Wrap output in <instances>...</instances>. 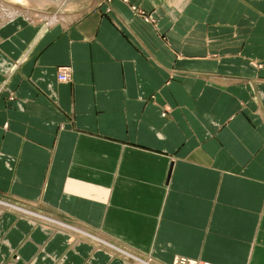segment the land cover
<instances>
[{
	"label": "crops",
	"instance_id": "obj_1",
	"mask_svg": "<svg viewBox=\"0 0 264 264\" xmlns=\"http://www.w3.org/2000/svg\"><path fill=\"white\" fill-rule=\"evenodd\" d=\"M6 1L0 264H264V0Z\"/></svg>",
	"mask_w": 264,
	"mask_h": 264
},
{
	"label": "rangeland",
	"instance_id": "obj_2",
	"mask_svg": "<svg viewBox=\"0 0 264 264\" xmlns=\"http://www.w3.org/2000/svg\"><path fill=\"white\" fill-rule=\"evenodd\" d=\"M6 1V0H5ZM36 4L37 5H39V6H42L41 4H40V2H37L36 1ZM34 4H30V3H28L27 5H25L27 8H30V9H35L36 7L35 6H33ZM19 6H22V5H19ZM25 7V8H26ZM61 9V10H60ZM44 11L45 12H47V13H50V14H53V13H58V12H60V11H63L64 12V8H58V7H56V6H52V5H50V6H46L45 7V9H44ZM0 201H2V200H0ZM3 203H6L7 201H2ZM7 203H9V204H11L10 202H7ZM6 206H1V207H6V208H11V207H13V206H11V205H8L7 206V204H5ZM10 206V207H9ZM50 215H52L51 217H50ZM49 215V218H52V219H54V220H59L60 222H62V223H65V224H67V225H73V224H76V223H79L78 221H76L75 219H72V218H70V217H68V216H64V217H61V216H55L54 214H50ZM22 216H27L26 214H22ZM43 216H47V215H43ZM42 218H45V219H47V217H42ZM31 219L34 221V222H39V223H42V225H46V224H51V223H49V222H45V221H43V220H41V219H38V218H36V217H33V216H31ZM37 222H36V224H37ZM89 233V235H94V232L92 233V232H88ZM72 234H74V233H72ZM74 237V236H73ZM77 237H79V238H76L77 240H81L82 242H84L85 244L86 243H89V245L93 248V249H99V250H101V252L100 253H102V254H105V255H109L110 257H109V260L110 261H112L113 259H115L116 260V262L118 263V264H121V263H123V264H140V263H137V261H135V259H139V260H144V261H146V262H150V261H148V260H146L147 258L145 257V256H143V255H141V254H139V253H134V252H132L133 250H131L129 247H126L125 245H122V244H114L113 243V241L112 240H105L108 244H110V245H112V246H110L109 248H111L114 252H106V248L103 246L104 244H102V243H99V242H97V241H95L94 239H92V238H89V237H87L86 236V238H83V237H81V236H77ZM114 245V246H113ZM97 253H99V252H97ZM107 253V254H106ZM110 253H112V254H110ZM115 253V254H114ZM118 254H120V256L118 255ZM133 254V255H132ZM123 255V257H121ZM135 255V256H134ZM124 256H126L128 259H125V257ZM137 256V257H136ZM182 259H186V260H182ZM126 260V261H125ZM188 260V261H187ZM13 261V260H12ZM176 261V262H175ZM125 262V263H124ZM191 263V264H200V263H203V262H199V261H197V260H191V259H188V258H184V257H176L172 262H171V264H189V263ZM195 262V263H194ZM11 263V262H10ZM151 264H152V262H150ZM8 264H9V262H8ZM158 264V263H157Z\"/></svg>",
	"mask_w": 264,
	"mask_h": 264
},
{
	"label": "bare ground",
	"instance_id": "obj_3",
	"mask_svg": "<svg viewBox=\"0 0 264 264\" xmlns=\"http://www.w3.org/2000/svg\"><path fill=\"white\" fill-rule=\"evenodd\" d=\"M16 15H20V16L24 17L25 19L30 20L32 23H38V22L41 23V22L45 21L48 24H55V23H62L63 24L65 22L70 21V17H71V16L69 17L68 15L66 16L64 14H61V13L50 14V13H45V12H40V11H34L32 9H28L27 7L26 8L22 7V6L18 7V6L13 5L10 2H7L5 0H0V22H1V20L5 21L8 18H11L12 16H16ZM54 224L58 225V226L60 225L62 227L65 226V225L60 224L58 222L54 223ZM82 235H86V234H82ZM98 240L101 241V243H104V246H106L108 248L110 247L109 244L104 239L99 238ZM135 261H137V263H140V264H151L150 262H146L144 260H139V259H135ZM189 264H191V263H189Z\"/></svg>",
	"mask_w": 264,
	"mask_h": 264
},
{
	"label": "built area",
	"instance_id": "obj_4",
	"mask_svg": "<svg viewBox=\"0 0 264 264\" xmlns=\"http://www.w3.org/2000/svg\"><path fill=\"white\" fill-rule=\"evenodd\" d=\"M69 78V71L66 67L58 68L56 71V79L59 82H67ZM186 260V259H182ZM188 261V260H187Z\"/></svg>",
	"mask_w": 264,
	"mask_h": 264
}]
</instances>
